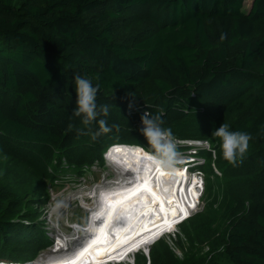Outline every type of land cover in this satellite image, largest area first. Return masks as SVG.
Masks as SVG:
<instances>
[{"label": "trees", "instance_id": "obj_1", "mask_svg": "<svg viewBox=\"0 0 264 264\" xmlns=\"http://www.w3.org/2000/svg\"><path fill=\"white\" fill-rule=\"evenodd\" d=\"M245 1L0 0V168L11 158L7 139L62 173L103 165L113 145L152 152L138 130L144 111L162 110V127L178 141L215 146L216 129L227 125L251 136L235 166L222 139L216 147L246 194L227 203L217 244L207 220L188 238L223 249L229 264H264V0L248 11ZM76 76L99 84L97 104L109 106L98 119L112 131L95 140L98 123L73 116ZM17 216L1 193L0 262L12 263L0 264L29 263L46 250ZM163 243L150 246L144 264H181L172 251H155Z\"/></svg>", "mask_w": 264, "mask_h": 264}, {"label": "rangeland", "instance_id": "obj_2", "mask_svg": "<svg viewBox=\"0 0 264 264\" xmlns=\"http://www.w3.org/2000/svg\"><path fill=\"white\" fill-rule=\"evenodd\" d=\"M252 3L253 0L245 1L246 11ZM220 139L216 140L215 146H211L209 142H201L204 143V148L192 150L197 152L200 160L196 173L200 174L198 179L204 186L198 208L194 211L196 215L180 225H175L170 231L172 235L165 237L164 243L155 249L158 253L164 254L167 250L172 251L175 259L181 264H229L223 249L212 251L207 246L199 245L194 238H188L192 235L194 226L207 220L215 225L211 238L212 242L216 243L218 233L225 229L224 211L227 203L233 197L246 194L243 183L236 181L233 183L231 181L234 180L233 174L227 171L224 164L217 162L216 147L220 144ZM177 141L178 139H176L177 152L188 153L187 143ZM3 143L7 149H10L11 158L0 168V194L11 197L12 206L18 215L16 223L23 224L26 229H32V233L37 235L35 241L46 248L41 252L42 257L46 256L55 251L56 238L70 239L76 232V226L84 228L87 225L89 214L84 207L87 205V208H91L90 206L93 205L90 197L88 199L86 197L88 192L97 186H103V182L105 184L109 181L113 182L117 170L105 162L103 165L95 164L82 171L57 172L53 167L45 166L33 157L30 150L16 142L7 139L3 140ZM103 159L105 161V158ZM62 163L64 164V161ZM77 172H81V175ZM42 198L48 200L41 202ZM57 204L60 207H57ZM82 236L84 238L83 234ZM155 247L156 245H153L151 248ZM136 256L140 259V264H144V258L149 262V255L145 250L144 252L141 250ZM21 261L25 263L27 259L22 258ZM134 261L132 257L130 262L133 264Z\"/></svg>", "mask_w": 264, "mask_h": 264}, {"label": "bare ground", "instance_id": "obj_3", "mask_svg": "<svg viewBox=\"0 0 264 264\" xmlns=\"http://www.w3.org/2000/svg\"><path fill=\"white\" fill-rule=\"evenodd\" d=\"M137 148L117 145L109 152L105 159L117 170L115 180L108 184L103 182V186L88 192L86 197H90L93 205L84 207L89 214L87 225L84 228L76 226V232L70 239L60 237L67 248L56 244L54 252L41 255L38 260L14 264H58L78 255L76 264H132V255L140 248L142 251L150 250L149 245L156 238L191 215L197 209L196 203L204 187L200 179L191 178L185 185L188 176L181 170L158 171L142 153L136 151ZM162 172L165 174L161 175ZM146 179L150 188L134 187L144 185ZM101 193L114 195L102 200ZM97 213L101 215L97 216ZM101 224V227L96 226ZM74 237L79 238L80 248H86V252L73 248L72 245L77 243Z\"/></svg>", "mask_w": 264, "mask_h": 264}, {"label": "clouds", "instance_id": "obj_4", "mask_svg": "<svg viewBox=\"0 0 264 264\" xmlns=\"http://www.w3.org/2000/svg\"><path fill=\"white\" fill-rule=\"evenodd\" d=\"M75 85H76V93H77V107L73 112V116L83 117V122L85 124H89L92 122L98 123L99 131L93 134L94 140L97 139L101 134L110 133L112 131V127L109 126L107 119H98V117L103 116L106 118L109 115L108 105L97 104V94L99 92V84L93 85L91 79L84 78L81 76H76ZM132 108H133V104H129V109L131 110ZM162 116H163L162 110L156 115H153L149 111H144L143 114L140 116L141 126L138 130L144 135V137L146 138L148 144L151 146L153 151L145 152V150L142 147L137 148L136 151L142 153L144 159L149 161L152 165H155L158 171L164 169L175 172L177 170L176 166L182 163V160L180 159V154L183 153L177 152L176 150V139L173 135L172 130L170 128L162 127L163 124ZM214 135L222 139L221 147L223 149V156L229 163L235 166L238 163L243 162V157L248 150L249 141L251 139L250 135L242 132L230 131L227 125L219 126L216 129ZM109 149L108 152L105 153L104 158H106L105 156L109 154V152L111 151V150L109 151ZM192 150H193L192 148L188 147V151H192ZM193 158H195L197 162L200 161L199 158L197 157V153L193 155ZM105 162L108 166H110L107 159H105ZM198 205L199 203L198 204L196 203L197 208ZM194 215L196 214L193 212L191 215H189L190 217L189 219H191ZM181 222H179L178 224L180 225L185 221L182 223ZM168 233H163V235L160 238H158L155 242H153L151 246L163 240L165 237L172 235V233L171 234ZM140 252L141 250H138L135 254L132 255L134 260H135V256Z\"/></svg>", "mask_w": 264, "mask_h": 264}, {"label": "snow or ice", "instance_id": "obj_5", "mask_svg": "<svg viewBox=\"0 0 264 264\" xmlns=\"http://www.w3.org/2000/svg\"><path fill=\"white\" fill-rule=\"evenodd\" d=\"M116 151H119V149H116ZM164 174H165V173H163V172L161 173V175H164ZM161 183H162V181H161ZM144 186H147V187L150 188V184H149L148 179L145 180L144 185H137V186H134V187L139 188V187H144ZM189 191H191V189H189ZM109 195H114V194H111V193H109V194L101 193V198H102V200H105V199L107 198V196H109ZM109 203H115V201H109ZM193 206H194V205H193ZM57 207H59V204H57ZM185 214H187V213H185ZM96 215H97V216H100L101 214H100V213H97ZM96 226H97V227H101L102 224H101V225H96ZM74 239L77 240V243L73 245V248H74V249H75V248H80V243H81V241L79 240L78 237H74ZM94 239H95V238H94ZM57 244H58L59 247H65V248H67L66 243L63 242V241H61V240H59V239L57 240ZM86 251H87L86 248H80V252H81V253L86 252ZM100 251H103V250H98V252H100ZM77 259H79V255H78L75 259H69V260H65V261H60V262H58V264H76V260H77Z\"/></svg>", "mask_w": 264, "mask_h": 264}, {"label": "built area", "instance_id": "obj_6", "mask_svg": "<svg viewBox=\"0 0 264 264\" xmlns=\"http://www.w3.org/2000/svg\"><path fill=\"white\" fill-rule=\"evenodd\" d=\"M177 142H180V143H187V147H189V148H192V149H196V148H204V143H201V142H194V141H177ZM197 143H199V144H197ZM203 145V146H202ZM194 153H197V152H194ZM198 175H200V174H198L197 173V177H198ZM59 239V238H58ZM57 239V240H58Z\"/></svg>", "mask_w": 264, "mask_h": 264}, {"label": "water", "instance_id": "obj_7", "mask_svg": "<svg viewBox=\"0 0 264 264\" xmlns=\"http://www.w3.org/2000/svg\"><path fill=\"white\" fill-rule=\"evenodd\" d=\"M145 253H146L147 255H149V254H150V250L148 249L147 251H145ZM148 260H149V256H148ZM149 262H150V260H149ZM133 264H134V262H133Z\"/></svg>", "mask_w": 264, "mask_h": 264}]
</instances>
